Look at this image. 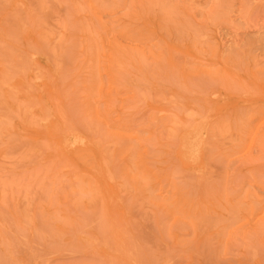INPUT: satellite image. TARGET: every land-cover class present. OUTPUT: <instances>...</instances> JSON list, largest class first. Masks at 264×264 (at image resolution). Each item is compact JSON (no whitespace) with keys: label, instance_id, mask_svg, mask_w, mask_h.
<instances>
[{"label":"rangeland","instance_id":"obj_1","mask_svg":"<svg viewBox=\"0 0 264 264\" xmlns=\"http://www.w3.org/2000/svg\"><path fill=\"white\" fill-rule=\"evenodd\" d=\"M0 264H264V0H0Z\"/></svg>","mask_w":264,"mask_h":264}]
</instances>
